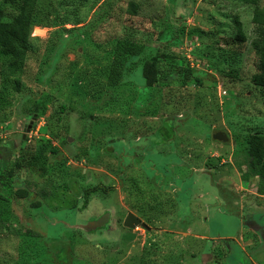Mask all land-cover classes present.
Returning <instances> with one entry per match:
<instances>
[{
  "label": "rangeland",
  "instance_id": "obj_1",
  "mask_svg": "<svg viewBox=\"0 0 264 264\" xmlns=\"http://www.w3.org/2000/svg\"><path fill=\"white\" fill-rule=\"evenodd\" d=\"M35 4L47 23L33 29L25 72L6 81L0 65V264H264V181L247 144L264 134L254 6ZM24 5L0 0L6 20ZM127 37L170 54L165 81L147 84V56L121 57L110 78ZM105 212L109 223L90 229ZM129 212L150 229L125 227Z\"/></svg>",
  "mask_w": 264,
  "mask_h": 264
},
{
  "label": "trees",
  "instance_id": "obj_2",
  "mask_svg": "<svg viewBox=\"0 0 264 264\" xmlns=\"http://www.w3.org/2000/svg\"><path fill=\"white\" fill-rule=\"evenodd\" d=\"M79 2H89L90 0H78ZM242 3L254 6V22L258 25L260 41L256 44L260 52V71L253 76V81L256 85L264 89V8L259 6L260 0H238ZM34 0H29L31 6H21L17 15L11 20L4 18V11L0 7V65L5 74V80H12L21 76L25 72V66L29 52L32 50V32L35 26L46 25V21L36 10L33 5ZM137 5L131 4L130 11L136 13ZM47 17V16H46ZM238 22V21H237ZM239 37L244 40V36L239 32ZM113 51L115 58L110 66V78L118 67H123L121 57H146L143 66V75L149 86L158 85L163 80L165 81L164 72L160 69L159 62L170 58V54L162 49H156L146 46L130 38L118 39L115 41ZM192 77V71L186 74V78ZM5 98L1 96L0 103H3ZM64 108V107H63ZM164 134L165 140H170L173 136L169 123L165 125ZM249 150L248 165L251 173L254 176L260 177L264 181V134L251 133L247 137ZM250 174L245 175V181L249 179ZM96 188H102L107 191L109 188L103 185L88 189L85 193L86 197ZM21 197L28 196L29 192L24 188H19L15 191ZM4 198L0 195V201ZM39 204H36L38 207ZM0 220L4 219L0 210ZM89 228L93 227L89 225Z\"/></svg>",
  "mask_w": 264,
  "mask_h": 264
},
{
  "label": "water",
  "instance_id": "obj_3",
  "mask_svg": "<svg viewBox=\"0 0 264 264\" xmlns=\"http://www.w3.org/2000/svg\"><path fill=\"white\" fill-rule=\"evenodd\" d=\"M32 122L33 121H31V123L28 125L29 127L31 126ZM214 138L220 141H224V142L229 140L228 134L222 130H216L214 133ZM110 215L111 214L107 212L103 214L102 216H100L99 218L91 220L90 225L93 227V229L96 227L106 226L108 222L110 221ZM123 225L131 229L136 228L139 225L143 226L146 229H150L149 225L145 223L144 221H142L141 217L137 216L136 214L132 212H129L126 215Z\"/></svg>",
  "mask_w": 264,
  "mask_h": 264
},
{
  "label": "flooded vegetation",
  "instance_id": "obj_4",
  "mask_svg": "<svg viewBox=\"0 0 264 264\" xmlns=\"http://www.w3.org/2000/svg\"><path fill=\"white\" fill-rule=\"evenodd\" d=\"M105 213H107V212H105ZM105 213H104V214H105ZM109 213H110V212H109ZM110 214H111V213H110ZM102 215H103V214H102ZM102 215H101V216H102ZM99 217H100V216H99ZM99 217H97V218H99ZM125 217H126V216H125ZM97 218H96V219H97ZM110 218H111V215H110ZM141 219H142V218H141ZM108 223H109V222H108Z\"/></svg>",
  "mask_w": 264,
  "mask_h": 264
},
{
  "label": "crops",
  "instance_id": "obj_5",
  "mask_svg": "<svg viewBox=\"0 0 264 264\" xmlns=\"http://www.w3.org/2000/svg\"><path fill=\"white\" fill-rule=\"evenodd\" d=\"M246 224H248V226L250 227V226H252V225H250V223H247V222H245ZM260 232H262V231H260ZM264 240V239H263Z\"/></svg>",
  "mask_w": 264,
  "mask_h": 264
}]
</instances>
